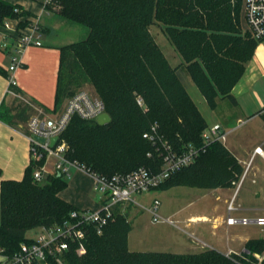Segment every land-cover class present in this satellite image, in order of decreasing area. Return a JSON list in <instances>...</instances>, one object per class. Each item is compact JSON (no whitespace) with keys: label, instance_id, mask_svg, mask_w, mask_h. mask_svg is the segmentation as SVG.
<instances>
[{"label":"trees","instance_id":"16d2710c","mask_svg":"<svg viewBox=\"0 0 264 264\" xmlns=\"http://www.w3.org/2000/svg\"><path fill=\"white\" fill-rule=\"evenodd\" d=\"M48 9L88 29L85 39L59 48L54 109L75 94L81 82L93 86L110 122L99 125L73 116L60 139L67 144L71 161L105 177L139 167L152 172L160 169L156 147L142 137L152 124L177 151L190 144L202 145L207 125L179 73L150 36L151 24L157 21L165 26L184 63L180 66L211 109L217 107L218 99L235 104L231 90L263 41L239 35L242 0H51ZM26 14L20 5L0 0V25ZM34 166L29 163L21 180L0 183V253L7 256L22 243H33L26 236L28 231L60 225L78 210L59 197L66 180L53 175L42 185L35 183ZM241 175L233 155L223 144L213 142L191 165L174 172L155 190L228 188ZM83 227L84 252L77 253L78 244H71L62 256L63 264H250L214 249L196 254L129 251V221L115 210L100 233L93 225ZM244 249L261 252L264 239L247 240ZM50 264L59 263L50 260Z\"/></svg>","mask_w":264,"mask_h":264},{"label":"built area","instance_id":"2783aa9c","mask_svg":"<svg viewBox=\"0 0 264 264\" xmlns=\"http://www.w3.org/2000/svg\"><path fill=\"white\" fill-rule=\"evenodd\" d=\"M51 0H41L44 12H48ZM243 19L246 30L251 37L258 41L264 40V0H242ZM12 22L19 23V19H6L3 29H11L12 33H0L3 37V49L11 52L10 65L8 66V82L10 86L16 85L14 73L22 66L21 54L29 46H41V32L37 19L27 23L24 27H12ZM10 47V48H9ZM137 104L143 107L141 98H137ZM105 107L99 97L92 96L86 91H78L66 100L63 110L55 115L43 113L33 115L29 118L24 136L29 146L31 163L36 167L32 178L41 182L50 175H58L65 180L70 176V170L76 169L88 174L93 180V190L101 194L102 205L98 210H77L70 213L69 218L60 225L41 227L36 238L31 244L22 243L19 250L13 255L7 256L0 253V264H50L55 260L63 264L62 256L69 250V246L77 243V253L83 252V240L85 237L84 225H93L97 233H100L112 217L113 207L118 203L130 202L141 209L147 210L152 216L153 222H167L161 219L158 210L160 203L153 200L148 208H144L132 197L133 194H141L155 190L163 184L174 172L191 165L205 148L213 142L224 144L229 132L214 124L202 132V145L196 147L187 145L180 150H175L172 145L163 140L158 134V127L152 124L142 134V137L151 142L161 159V166L157 172H152L145 167H139L125 174H115L111 177L100 176L90 173L83 165L71 161L67 157L68 147L65 141L60 139L62 132L66 129L73 116L82 120L90 121L105 113ZM264 114V108L260 114ZM244 122L239 121V124ZM53 138L56 141L51 144ZM254 152L260 153L261 149L255 148ZM239 181L233 186L238 188ZM228 212L235 210L233 199L227 206ZM227 225L255 224L263 227L264 218L250 220L247 218L237 219L228 215ZM226 257L239 256L250 264H264V249L261 252L250 253L244 248L237 252L228 249L223 253Z\"/></svg>","mask_w":264,"mask_h":264},{"label":"crops","instance_id":"0c3cea01","mask_svg":"<svg viewBox=\"0 0 264 264\" xmlns=\"http://www.w3.org/2000/svg\"><path fill=\"white\" fill-rule=\"evenodd\" d=\"M4 1L18 4L27 12L19 19L18 24L12 22V27L37 19L42 45L29 46L24 50L21 54L23 64L14 73L16 85L10 86L7 69L10 65L11 52L9 49H3V37L0 34V183L3 180H21L25 168L31 162L28 142L24 136L29 118L40 113L55 115L63 110L66 100L58 109H54L60 63L59 48L72 43L58 39L59 30H69L72 23L62 19L55 9L44 12L41 0ZM0 33L10 34L12 31L0 27ZM231 96L235 104L232 101L231 103L242 114H251L252 107H258L259 110L264 108V40L259 43L253 57L245 65V71L233 86ZM240 120L237 119L238 122ZM214 124L223 128L221 122L212 125ZM223 145L236 159L242 169V175L238 188L232 186L212 189L215 200L226 206L225 211L231 217L250 220L264 218V130L254 137L249 135L244 137L239 148L229 149ZM258 147L261 152H254ZM66 182L67 187L59 193L61 199L78 210L100 209L102 197L93 190V180L88 174L71 169ZM233 188L232 195L226 193ZM232 199L235 210L228 212L227 206ZM198 218L209 220L206 216ZM223 222L222 216L216 215L213 218L214 227ZM249 226L259 227L264 232L261 226L255 224Z\"/></svg>","mask_w":264,"mask_h":264},{"label":"rangeland","instance_id":"374dc122","mask_svg":"<svg viewBox=\"0 0 264 264\" xmlns=\"http://www.w3.org/2000/svg\"><path fill=\"white\" fill-rule=\"evenodd\" d=\"M237 28L242 38H250V34L246 30L242 9ZM148 32L169 65L179 73L184 88L196 105L207 128L215 122H221L223 130L229 132L224 143L229 149L239 148L244 137L248 135L254 137L263 132L264 118L261 116L262 113H259L261 110L258 107H252L251 114H242L231 101L224 98L218 99L217 107L211 109L186 71L180 66L184 63L166 35L165 26L155 21L148 27ZM87 35L88 29L86 27L72 23L69 30H59L58 39L73 43L85 39ZM81 90L99 97L89 82H81L75 88L76 92ZM251 115H253L252 118H250ZM238 118L244 123L239 124ZM47 178L41 182L33 181L42 185ZM233 192L234 188L226 191L227 194L231 195ZM96 194L101 196L98 192ZM132 197L144 208H148L153 200H158L160 218H168L171 221V223L153 222L152 216L147 210L130 202L115 205L113 210L123 214L129 221L131 231L128 234V249L132 252L196 254L208 249H214L218 252H226L230 249L239 252L247 240L264 239V232L259 227L243 224L227 225L225 220L228 216L225 211L226 206L221 201L215 200L212 189L175 186L166 191L151 190L141 194H133ZM216 215L222 216L224 222L214 227L213 218ZM198 216H206L209 220L205 221L206 219L203 220ZM37 234L38 230L33 229L28 231L26 236L34 239ZM83 252L81 251L79 254Z\"/></svg>","mask_w":264,"mask_h":264},{"label":"water","instance_id":"95a60500","mask_svg":"<svg viewBox=\"0 0 264 264\" xmlns=\"http://www.w3.org/2000/svg\"><path fill=\"white\" fill-rule=\"evenodd\" d=\"M95 122L99 125H105L110 122V116L108 113H102L101 115L97 116ZM56 141V138H53L51 144Z\"/></svg>","mask_w":264,"mask_h":264},{"label":"bare ground","instance_id":"6f19581e","mask_svg":"<svg viewBox=\"0 0 264 264\" xmlns=\"http://www.w3.org/2000/svg\"><path fill=\"white\" fill-rule=\"evenodd\" d=\"M195 219V218H194ZM192 220V219H191ZM203 220H204V218H203Z\"/></svg>","mask_w":264,"mask_h":264}]
</instances>
